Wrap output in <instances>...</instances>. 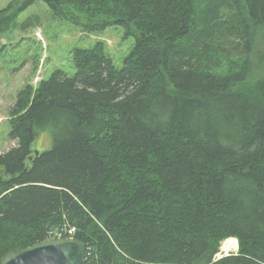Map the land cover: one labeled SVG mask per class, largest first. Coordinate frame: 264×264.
<instances>
[{"label":"trees","instance_id":"trees-1","mask_svg":"<svg viewBox=\"0 0 264 264\" xmlns=\"http://www.w3.org/2000/svg\"><path fill=\"white\" fill-rule=\"evenodd\" d=\"M40 1L135 42L120 68L102 41L76 47L75 74L18 92L0 260L69 226L86 264H264V0H22L0 9V34ZM40 131L52 146L36 152ZM229 238L238 252L216 259Z\"/></svg>","mask_w":264,"mask_h":264},{"label":"rangeland","instance_id":"rangeland-1","mask_svg":"<svg viewBox=\"0 0 264 264\" xmlns=\"http://www.w3.org/2000/svg\"><path fill=\"white\" fill-rule=\"evenodd\" d=\"M21 1L0 0V9L10 6L12 12ZM30 17H36V25L23 28L21 25ZM16 22L18 25H12L9 31L0 34V154L16 145L10 137V110L21 89L28 84L36 86L42 78L50 77L58 69L68 75L75 74L74 48H90L97 41L105 44L106 52L120 68L135 42L133 37H125L124 29L119 26L109 25L101 31H90L84 27L88 20L82 15L78 14L73 20L58 18L42 1L20 12ZM253 54L255 76L264 70V27L257 31ZM51 146V134L38 132L33 150L43 151ZM222 244L217 256L222 258L226 253L238 252V245L225 251Z\"/></svg>","mask_w":264,"mask_h":264},{"label":"water","instance_id":"water-1","mask_svg":"<svg viewBox=\"0 0 264 264\" xmlns=\"http://www.w3.org/2000/svg\"><path fill=\"white\" fill-rule=\"evenodd\" d=\"M85 244L74 237L48 236L23 249L9 251L0 264H86Z\"/></svg>","mask_w":264,"mask_h":264},{"label":"built area","instance_id":"built-area-1","mask_svg":"<svg viewBox=\"0 0 264 264\" xmlns=\"http://www.w3.org/2000/svg\"><path fill=\"white\" fill-rule=\"evenodd\" d=\"M50 236H56V237H74L75 236V228L74 227H69L65 226L62 228H57L51 232ZM232 239V238H229ZM226 253V252H225ZM228 255V253H226ZM216 259H220L221 256H215Z\"/></svg>","mask_w":264,"mask_h":264},{"label":"bare ground","instance_id":"bare-ground-1","mask_svg":"<svg viewBox=\"0 0 264 264\" xmlns=\"http://www.w3.org/2000/svg\"><path fill=\"white\" fill-rule=\"evenodd\" d=\"M237 242V243H236ZM238 245V241L236 238H232V239H229L227 241H224V243L222 244V247L225 251H229L231 250L233 247V245Z\"/></svg>","mask_w":264,"mask_h":264}]
</instances>
